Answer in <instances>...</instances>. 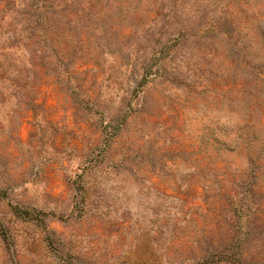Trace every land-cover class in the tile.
Returning a JSON list of instances; mask_svg holds the SVG:
<instances>
[{"label": "rangeland", "instance_id": "rangeland-1", "mask_svg": "<svg viewBox=\"0 0 264 264\" xmlns=\"http://www.w3.org/2000/svg\"><path fill=\"white\" fill-rule=\"evenodd\" d=\"M0 264H264V0H0Z\"/></svg>", "mask_w": 264, "mask_h": 264}]
</instances>
